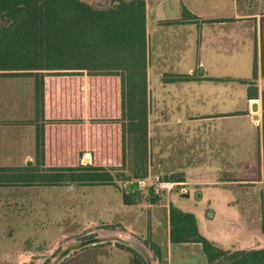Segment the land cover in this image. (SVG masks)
<instances>
[{
	"label": "crops",
	"instance_id": "obj_1",
	"mask_svg": "<svg viewBox=\"0 0 264 264\" xmlns=\"http://www.w3.org/2000/svg\"><path fill=\"white\" fill-rule=\"evenodd\" d=\"M167 1L171 3L161 6ZM183 9L193 19L189 15L182 17ZM144 30L147 170L155 166L181 171L170 162L171 149H176L174 154L178 158L182 157L180 163L185 165V171L191 168L188 165L199 162L201 156L233 154L236 138L248 140V143L243 141L248 148L260 149L259 135L254 128L264 120V0H241L240 3L210 0L207 6L192 5L191 0H162L153 4L144 0ZM80 74L81 116L86 123L85 115L91 106L90 86L95 76L85 70L76 75ZM165 75L193 76L195 80L165 82ZM109 77L114 78L120 91L119 78ZM45 94L39 95L36 114L34 77L0 75V197L6 203L8 216H23L19 206L34 201L33 194L26 189L39 185H26L22 181L28 168L36 170L46 161L48 153L57 154L59 150L72 157L76 146L84 147L85 141L91 138L90 129L85 131L83 127L82 133L76 134L67 120L62 125H53L46 117ZM253 104H256V113L251 112ZM53 130L54 137H51ZM57 133L66 136L63 138ZM160 156L162 163L154 165L155 158ZM84 161L81 159L79 164L83 165ZM223 165L229 167L228 161ZM179 178L182 181L163 182L169 184L168 191L173 185H191L197 190V198L192 203L206 199V209L200 208V214L196 213L202 236L223 249L264 251V212L256 218L258 225L250 227L251 217L237 210V203L242 202L240 195L219 189L236 185L247 189L257 184L255 180L199 181L184 174ZM184 194L188 198L179 197ZM184 194L171 196L169 202L176 197L191 199L188 189ZM222 194L229 197L221 201L225 210L210 211L207 207ZM255 202L262 203L264 208V189L259 191V200ZM228 203L235 204L233 210L229 205L226 210ZM127 229L134 234L132 227ZM148 236L150 246H155L151 247L152 251L157 249L160 255L158 258L154 252L156 264H207L199 243L170 242L168 217L162 241L156 229ZM103 254L106 258H124L122 264H129L132 258L129 251L115 244L100 247V255Z\"/></svg>",
	"mask_w": 264,
	"mask_h": 264
},
{
	"label": "rangeland",
	"instance_id": "obj_2",
	"mask_svg": "<svg viewBox=\"0 0 264 264\" xmlns=\"http://www.w3.org/2000/svg\"><path fill=\"white\" fill-rule=\"evenodd\" d=\"M82 1L95 6L103 5L100 0ZM146 1L151 4L162 3V0ZM199 1L191 0V3L196 6L210 4V0H203L200 3ZM240 2L241 0H238V3ZM170 3L171 1H167L161 6ZM21 54L24 53L18 50L11 52L0 46V68L27 65L25 60L20 58ZM81 76L82 74L75 76L45 75L42 93L46 92V117L49 121L52 120L53 125H62L67 120L74 126L76 134L82 133L83 127L85 131L86 128L88 131L90 129L91 138L85 141L84 147L77 145L75 155L72 157L69 153H60V150L57 154L48 153L46 161L37 169L44 172L47 169L74 167L80 163L81 159H84L83 165L92 164L105 167L110 169L114 175L122 174L123 178L128 181L116 180V185L27 188L26 191L33 194L31 199L34 201L19 206L23 213V216L19 218L6 214L8 213L6 203H3V197H0V264H49L68 244L82 242L93 237L102 238L104 233L110 235L119 233L124 236L125 240L132 238L138 240L152 255V260L156 264V256L150 246L149 232L156 229L162 241L165 235L170 197L179 193L184 194L186 189L193 194L197 192L191 185H173L168 191L160 189L158 184L167 182L168 178L180 177L182 174L190 175L199 181L255 180L257 184L248 186L247 189H240L236 187L237 185L221 186L219 189L224 192L229 191V194L233 191L239 194L242 202L237 203V210L251 217L248 223L250 227L258 225L256 218L264 212L263 204L255 202L259 200V191L264 189V120L254 128V132L259 135L260 149L248 148L243 144L245 141L248 143V140L239 141L236 138L233 154L201 156L202 159L194 166L188 165L191 167L188 171L183 170L185 165L180 163L182 157L178 158L174 154L176 149H171L170 162L172 166L175 165L181 171L164 170L162 167L154 166L151 170H147V178L138 182L133 179V174L138 168L134 163L132 140L125 136L122 141L125 130L120 114L119 86L117 87L113 77L104 75L92 77L91 106L85 115L86 123H84L81 116L83 113L82 91L79 89ZM55 130L51 132V137H54ZM64 133H57V136L65 138ZM161 157L155 158L154 165L158 162L162 163ZM224 161H228L229 167L223 165ZM194 162L193 160L191 163ZM134 182L137 183L141 199L136 205L126 206L122 203L121 190H127ZM149 186H152L153 192L160 196V201L155 205L147 203V199L150 198ZM192 193L190 201L195 200V195ZM227 198H229L228 195H218L207 208L215 212L224 211L221 201ZM205 204L206 199L199 202L198 207L206 209ZM234 205L233 203L226 204V210L229 208L233 210ZM5 214L7 216L3 218ZM127 227H132L134 234ZM106 244L115 243L107 242L87 247L72 253L59 264H122L124 261L122 257L113 259L104 257V254L100 255V247ZM135 253L146 264L143 257ZM129 264H132V261Z\"/></svg>",
	"mask_w": 264,
	"mask_h": 264
},
{
	"label": "trees",
	"instance_id": "obj_3",
	"mask_svg": "<svg viewBox=\"0 0 264 264\" xmlns=\"http://www.w3.org/2000/svg\"><path fill=\"white\" fill-rule=\"evenodd\" d=\"M100 1L101 6L82 0H0V46L11 52H23L20 58L27 63L22 67L0 68L4 72L0 75L34 77L36 114L45 75H76L85 70L91 76L118 77L125 130L122 141L125 136L132 140L134 163L138 168L133 179L139 182L147 178L148 163L144 0ZM187 15L193 19L183 9L182 17ZM189 80L195 78L163 77L165 82ZM121 176L102 166L78 164L44 172L28 168L22 181L39 186L116 185V180L128 181L123 176L120 179ZM166 181L182 180L172 177ZM134 183L127 190H121L122 203L126 206L140 202V192ZM152 188L148 189L149 205L160 201ZM199 210L190 200L178 197L168 203L171 243H199L207 264H264L263 250L223 249L202 236L197 224ZM115 246L132 254V264H145L130 248ZM154 252L160 258L157 249Z\"/></svg>",
	"mask_w": 264,
	"mask_h": 264
},
{
	"label": "water",
	"instance_id": "obj_4",
	"mask_svg": "<svg viewBox=\"0 0 264 264\" xmlns=\"http://www.w3.org/2000/svg\"><path fill=\"white\" fill-rule=\"evenodd\" d=\"M257 108L256 104L251 106V112L256 113ZM135 188H137V183H134ZM180 198L188 197V194L179 195ZM113 242L115 244H120L130 248L131 250L140 254L145 260L146 264H154L152 260V255L148 252V250L136 239L125 240L116 235H110L109 233H104L103 237H93L88 240H84L82 242H73L65 246V248L61 249L55 258L49 264H59L65 258L69 257L72 253L80 251L90 246H96L102 243Z\"/></svg>",
	"mask_w": 264,
	"mask_h": 264
},
{
	"label": "built area",
	"instance_id": "obj_5",
	"mask_svg": "<svg viewBox=\"0 0 264 264\" xmlns=\"http://www.w3.org/2000/svg\"><path fill=\"white\" fill-rule=\"evenodd\" d=\"M169 184H167V183H160L159 185H158V187L160 188V189H168L169 188V186H168Z\"/></svg>",
	"mask_w": 264,
	"mask_h": 264
},
{
	"label": "flooded vegetation",
	"instance_id": "obj_6",
	"mask_svg": "<svg viewBox=\"0 0 264 264\" xmlns=\"http://www.w3.org/2000/svg\"><path fill=\"white\" fill-rule=\"evenodd\" d=\"M188 192L190 193V196H191V193H192V192H191L189 189H188ZM192 194H193V193H192ZM193 195H195V194H193ZM195 197H196V196H195ZM186 198H188V197H186ZM196 198H197V197H196ZM196 198H195V199H196ZM193 205H194V206H198V203H197V202H193Z\"/></svg>",
	"mask_w": 264,
	"mask_h": 264
},
{
	"label": "bare ground",
	"instance_id": "obj_7",
	"mask_svg": "<svg viewBox=\"0 0 264 264\" xmlns=\"http://www.w3.org/2000/svg\"><path fill=\"white\" fill-rule=\"evenodd\" d=\"M117 237L124 239V236L122 234H119V233L117 234Z\"/></svg>",
	"mask_w": 264,
	"mask_h": 264
}]
</instances>
